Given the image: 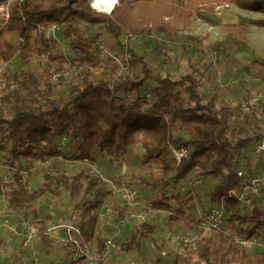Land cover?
I'll return each mask as SVG.
<instances>
[{
    "label": "trees",
    "instance_id": "1",
    "mask_svg": "<svg viewBox=\"0 0 264 264\" xmlns=\"http://www.w3.org/2000/svg\"><path fill=\"white\" fill-rule=\"evenodd\" d=\"M91 1L21 0L12 6L7 23L0 30V61L19 58L20 64L26 65L34 55L45 57L38 72L27 69L13 74L12 80L24 92V98L9 118L2 114L5 103L0 99V151L13 169L9 189L4 193L7 206L33 212L34 225L38 227L40 221L32 201L51 192L52 183L59 185L64 181L60 174H45L38 190L29 191L23 187L20 170L15 166L20 161L32 164L57 156L88 161L94 160L98 151L105 152L112 162L124 155L128 146L141 143L145 153L139 163L147 166L153 163L160 167L158 171L148 167L147 177L136 180L137 184L152 187L159 195L150 201V208L170 211L169 201L172 199L177 208L170 213L169 221L177 222L182 217L184 224H190L192 221L185 215V210L196 194L169 195L167 190L179 180L189 179L195 172L200 178L217 181L208 193V200L224 209L226 217L221 226L231 234H242L245 239L257 235L264 226V208L254 206L250 214L241 210L238 197L244 193V180L236 174L238 159L231 154L233 151L238 156L247 144L257 138L233 139L230 136V109H216L215 96L202 102L198 83L192 76L187 74L173 80L160 72L154 73L143 56L127 49L128 65H140V78L127 77L111 86L104 78L92 80L88 74L77 71L71 76L67 101L49 96L54 77L61 78L65 65L73 69L84 65L90 68L105 66L99 55L90 51L93 38L82 34V23L91 27L103 25L116 39L124 33L137 37L151 31L177 37L182 31L190 30L194 19L202 18L198 14L200 9H214L226 1L240 9L264 15V0H120L110 13L93 10ZM54 23L60 26V37L71 39L77 47L71 60L59 53L58 42L43 31ZM258 26H264V18ZM217 27L231 31L232 45L237 48L245 45L247 24L237 22ZM95 37L98 38L99 33ZM255 55L248 67L257 69V76L264 83V46ZM146 80L155 83L151 90L152 103L146 97L131 99L122 95L137 93ZM180 87L187 92V100L177 90ZM40 99L44 100L46 108L40 107ZM62 137L67 138L65 144L70 142L75 149L71 157L61 151ZM180 148H184L188 156L177 160L173 151ZM83 206L90 210L94 205L87 200ZM110 209L117 213L120 221L130 217L123 207L112 204ZM154 229V225L143 222L122 249H138V240L150 238ZM38 236L46 250L55 246L52 240L46 239V233L38 232ZM84 239L88 241L90 238L85 234ZM232 249L237 254L238 264H264V251L249 253L240 249L239 243L230 251ZM228 251V247L201 240L183 262L175 260L173 264H193L196 259L212 264ZM74 263L70 261V264ZM77 264L90 263L81 255Z\"/></svg>",
    "mask_w": 264,
    "mask_h": 264
},
{
    "label": "rangeland",
    "instance_id": "2",
    "mask_svg": "<svg viewBox=\"0 0 264 264\" xmlns=\"http://www.w3.org/2000/svg\"><path fill=\"white\" fill-rule=\"evenodd\" d=\"M119 4L120 0L117 1L115 6ZM90 6L93 10L99 11L92 6V2ZM198 14L202 18L194 19L190 30L182 31L177 37H167L161 33H156V31H151L148 35H139L137 37L124 33L116 39L111 33L106 31L103 25L91 27L88 24H82L80 26L82 34L93 38L90 51L93 54H98L105 62V66L90 68L84 65L73 69L65 65L61 78L57 79L54 77L53 90L49 97H60L67 101L69 82L73 73L77 71L88 74L92 80L104 78L110 84L120 82L127 77L130 79L140 78V65L135 67L128 65L129 55L127 49H131L137 55H146L144 58L145 62L153 72L160 71L163 75L166 74L173 80H177L187 74L192 76L198 83L197 89L202 102L205 103L212 96H215L216 109L228 107L231 111L232 130L230 131V136L233 139L239 137L257 138L247 144L248 146L246 145L247 156L251 161L243 163H262L264 157L255 156L256 154L251 151V147L254 142L264 139V83L259 80L257 69L248 66L256 58L255 53L259 52L264 45V26H258L264 15L258 11L240 9L226 1L219 3L214 9H200ZM235 22L249 26L244 34L245 45L241 48H237L230 43L231 31L229 29H219L217 27L219 24H233ZM43 31L47 37L60 41L58 43L59 53L66 56L69 60L75 57L77 47L71 39L60 37V34L57 35L52 31H48L47 28H44ZM96 33H99L98 38L95 37ZM245 50H247V53H245ZM18 59L14 58L8 62L0 61V99H3L5 103L2 114L6 118L12 116L24 98V92L12 80L13 74L27 69L38 72L45 61L44 56L34 55L26 65H21ZM234 60L239 62L235 63ZM54 69L55 64L52 66V70ZM154 86L153 80H146L144 86L137 93L121 94L131 99L146 97L152 103L151 90ZM177 90L186 100L188 99V94L184 87H180ZM39 103L41 108H46L43 99H40ZM60 142L62 143L63 141ZM61 143L59 144L60 147H64L65 143ZM68 144L71 145L70 142ZM67 149L68 146L65 150ZM0 154L2 156V158L0 157V214L6 220L0 221V264H48L51 262H62L64 264L69 262L70 264V261L77 264L82 254L76 248V244L72 242L74 234L68 232L71 230L67 227L76 226V228H80L82 236H85V234H88L89 228L93 227L97 217H99V220L108 217L110 221L119 224L117 213L110 209L111 202L114 200L110 201L108 195L111 194V191L118 193L121 203L128 204L126 194L129 190L127 187L132 182L129 183L127 180L126 183L115 181L114 186L109 187V192L102 191L107 182L99 178H97L98 181H95V176L97 175L93 168H89V172L77 171V173H74L76 174L75 176L70 175L69 184H62L59 187L52 183V191L40 195L33 202L34 207L38 211L37 220L40 221L38 227L34 225L35 219L29 213L17 212L18 215L16 217L20 221L18 224L14 223V220L12 222L9 221V216H7L9 215V209L6 207L7 198L4 193L9 189L8 184L12 180L13 169L8 165L6 156L2 152ZM231 154L237 158L233 151H231ZM73 163L74 161L70 160L71 166L74 165ZM15 166L20 170L23 187L27 190H30V187L34 185L30 184L31 179L27 178V173L35 171L41 178V175L47 173L48 169H55L50 159L33 164H20L18 162ZM141 166H145V164ZM238 166L243 167L242 165ZM258 168L253 169L255 172L264 170V168L260 170ZM241 169L249 171L246 167ZM193 177L192 183L200 179H198L196 174H193ZM69 190L70 198L68 197ZM204 198L205 196L202 195V200ZM85 200H90L91 204L94 205L93 207L101 204V210L93 214L90 213L93 211L92 207V211L88 212L83 206ZM128 206L134 207L135 205ZM125 211L127 212V210ZM128 214L134 215L129 219L133 223L138 218L139 220L143 219L140 215H135L134 211ZM206 214L207 211H203L201 216ZM27 223H30L38 232L46 233L47 238H53L55 246L50 250H46L40 245L39 239L35 241L34 238L31 239L30 245H25L23 232H26V228L23 227L24 230H22V226ZM184 225L191 230L187 236L195 237L198 234L195 226ZM85 226H88V228ZM207 233L208 236L202 239L203 242L229 248L227 253L221 258L213 260L212 264H236L238 262L237 254L235 250L232 249L230 251V249L237 242L240 244V249L247 252H250V248L256 245L257 241L255 240H257V237L258 239H263L264 242V226L259 229L258 234L254 238L251 237L249 239H245L240 233L231 234L222 226ZM241 241H248V243L241 244ZM85 243L87 248L94 252L89 246V240L85 241ZM180 243L185 248L181 246L174 252L182 260L188 257L191 247L190 243H185L182 238ZM249 244L252 246L250 247ZM94 254L99 256L95 252ZM195 262L200 264L198 260H195Z\"/></svg>",
    "mask_w": 264,
    "mask_h": 264
},
{
    "label": "crops",
    "instance_id": "3",
    "mask_svg": "<svg viewBox=\"0 0 264 264\" xmlns=\"http://www.w3.org/2000/svg\"><path fill=\"white\" fill-rule=\"evenodd\" d=\"M245 53H247V50H245ZM137 56H143V58H145L146 55L143 54ZM67 146L68 149L65 150ZM61 151L67 157H71L72 155L75 154V149L73 148L72 145L69 144H64V147H61ZM97 153L98 151L95 152L94 154V160H88L86 162H84L83 160H74L73 166H71L70 164V159H63L61 156L49 157L47 159H50L55 169L54 170L48 169L47 173H45V174L57 173L62 175L64 177V181H63V185H64V184H69L70 175L75 176L76 174L74 173H77V171L89 172L90 171L89 168H93L94 171H96L95 173L97 175L95 176V181L96 180L98 181L97 178L106 181L107 184L105 185V188L102 191H108V192H109V187L114 186L115 181L126 183L127 180V182L129 183L132 182V184L129 187H127V189L129 190L128 193L126 194L128 204L124 203L125 204L124 205L121 203V199L118 193H113L111 191V194H109L108 197L110 201L114 200L113 202H111V205L115 204L117 206L123 207L125 210H127V212L125 211L126 213L134 211L135 215H140L141 217H143V219L139 220L138 218L136 219V222L133 223L129 219L132 218L134 215H130V217H128L124 221L119 220V224H117L116 222L110 221L108 217H105L103 220H99V217H97L94 221V225H93L94 228L93 227L89 228L87 234L88 237L90 238L88 240L91 249H93V251L99 256L105 257L106 264H173L175 260L180 263L183 262L184 259L180 260L179 256L174 251L182 246L181 244L182 242L180 243L181 238L182 239L192 238V236H187V234L190 233L191 230L188 226H185L184 223L182 224L178 222L169 221V215L172 211H174L177 208V204L175 203L174 200L171 199L169 201L170 211L152 209L149 207L150 201L154 200L155 198H159V195L154 193L152 187L146 186L144 184H137V182L134 183V181H136L139 178H143V177L146 178V171L148 170V167H150L154 171L160 170V167L153 163L149 164L148 166L147 165L141 166L142 164H140L139 162L141 156L145 153V149L143 148L141 143H135L128 146L125 154L122 155L118 160H114L112 162L109 161L108 158L109 156L106 155L105 152H99L98 154ZM251 154L253 153L251 152ZM247 155L248 153L245 147L240 151V153L237 156L238 165H242L243 167H246V169L248 168L249 169L248 172L251 171L252 173L255 172L253 168L260 167L258 168V170L264 168V159L260 164H256L255 162L252 164L243 163L246 161H251V159H249ZM255 156L264 157V153ZM0 157L2 158L1 154ZM19 163L23 164V162L21 161ZM92 173L95 174L94 172ZM193 174L196 173L192 172L189 179L179 180L177 183L171 185L170 189L168 190L169 195H173L176 193H180L181 195H183L186 192H191V193L193 192L196 194V197L187 206L185 210V215L188 217L190 221H192L190 223L191 226H194L195 222L201 216L202 212L207 211V209L211 205L209 203L207 195L217 184V181L211 178H200V177H198V179L200 178L199 180L194 181V183H192V180L194 179ZM44 175H41L40 178L39 174L35 171H30L29 173H27V178L31 179L30 184L31 185L34 184L33 187L32 186L30 187L29 191L38 190V188L44 182ZM60 185L62 184H59L58 186L60 187ZM202 195L205 196L203 200H202ZM68 197L70 198V190L68 192ZM35 200H33L31 203L33 207L35 206L33 204ZM128 205H135V206L132 207ZM6 207L7 209H9V215L7 216H9V221L11 222L12 220H14V223L17 224L20 222L19 220H17L16 217L18 215L17 212H22L27 214L29 213L30 215L32 214L35 219L34 213L31 212L30 210L24 211L19 209H15V210L10 209L7 206V199H6ZM100 208H101V204L98 205L97 207H93V211L90 209L92 211L90 213L96 214L101 210ZM34 209L36 210L35 207ZM90 210H88V212ZM36 212L38 217V211L36 210ZM3 219L5 218L3 217V215L0 214V221ZM143 222L154 225L155 229L151 237L148 239H144V238L139 239L138 240L139 247L136 250L133 249H129L127 251L123 250L122 245L131 239L133 231L136 228H138ZM85 227L88 228V226ZM34 239L35 241L39 239L38 234L37 236H35ZM46 239L48 240L49 238H47L46 236ZM49 240H52L54 242L53 238H50ZM108 241L114 243L115 247L108 246L107 245ZM255 241H257L256 245L252 246L249 244L250 247L252 246V248H250L249 250L250 251L249 253H257L264 251L263 239H258L257 237V240ZM39 243H40V239H39ZM182 247L185 248V246ZM191 251L193 250L191 249ZM193 264H198V263L195 262L194 260Z\"/></svg>",
    "mask_w": 264,
    "mask_h": 264
},
{
    "label": "built area",
    "instance_id": "4",
    "mask_svg": "<svg viewBox=\"0 0 264 264\" xmlns=\"http://www.w3.org/2000/svg\"><path fill=\"white\" fill-rule=\"evenodd\" d=\"M19 1L21 0H0V30L3 29L7 23L12 6ZM47 29L48 31H52L57 35L60 33V26L56 23L51 24L50 26L47 27ZM128 35L135 37L131 34ZM56 41L58 43L60 42L59 40ZM110 85L112 86V83ZM66 140H67L66 137L61 138V141H63L62 143H64ZM251 151L256 155L264 153V139L254 142L252 144ZM173 152L177 160H179L181 157L188 156V153L184 148L176 149ZM83 161L86 162L87 160L84 159ZM235 172L239 177H241L244 180L243 182L244 193H242L238 197L239 201L241 202L242 210L245 213L250 214L254 206L258 208H264V170L260 172L252 173L251 171L248 172L245 169H241L237 167ZM250 192H252L251 196L249 195ZM225 217H226L225 211L221 206L217 204H211L207 209V214L205 216H200L194 224L195 228L198 230V234H196L195 237L183 238L182 240L185 243L189 242L191 249L194 251L196 249L197 242L201 241L204 237H207L208 236L207 232H211L215 229H219L220 226L223 224ZM2 221H6V220L3 219ZM177 222L183 224L182 217H179ZM22 227L26 228V232H23L24 244L30 245L31 239L37 236L38 231L29 223H27L26 225L24 224ZM67 228L71 230L68 232H72L74 234V238L72 239V242L76 244V248L78 249V251H80V253L84 256L85 260L88 261V263L106 264L105 257L97 256L94 254V252H91L87 248L85 239L82 236L79 228H76V226H69ZM245 242L248 243V241H241L240 243L247 244ZM107 245L110 247H115V244L110 241L107 242ZM199 262L200 264H205L204 261L199 260ZM65 264H69V262Z\"/></svg>",
    "mask_w": 264,
    "mask_h": 264
},
{
    "label": "bare ground",
    "instance_id": "5",
    "mask_svg": "<svg viewBox=\"0 0 264 264\" xmlns=\"http://www.w3.org/2000/svg\"><path fill=\"white\" fill-rule=\"evenodd\" d=\"M117 1L118 0H92V6L101 12L110 13Z\"/></svg>",
    "mask_w": 264,
    "mask_h": 264
}]
</instances>
